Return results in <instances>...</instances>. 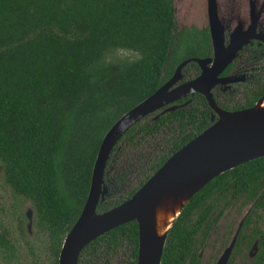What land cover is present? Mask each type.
<instances>
[{
    "label": "trees",
    "instance_id": "1",
    "mask_svg": "<svg viewBox=\"0 0 264 264\" xmlns=\"http://www.w3.org/2000/svg\"><path fill=\"white\" fill-rule=\"evenodd\" d=\"M209 48L207 31L178 29L173 0H0L1 183L13 199L31 203L48 264H58L62 241L81 212L104 134L180 62L204 57ZM119 50L133 55L113 57ZM176 103L172 111L159 109L141 119L114 145L99 211L130 198L171 154L212 124L203 95ZM263 186L264 156L214 177L173 221L160 264L191 263L194 234L232 201L253 198ZM8 236L0 234V245L13 250ZM121 248L126 264H136L135 221L86 244L78 264L108 263Z\"/></svg>",
    "mask_w": 264,
    "mask_h": 264
},
{
    "label": "water",
    "instance_id": "2",
    "mask_svg": "<svg viewBox=\"0 0 264 264\" xmlns=\"http://www.w3.org/2000/svg\"><path fill=\"white\" fill-rule=\"evenodd\" d=\"M196 1L204 4V0H173L175 19L179 20L178 4L189 12L190 8L194 9L193 5H189ZM215 6V0H207L213 59L191 57L180 62L155 92L120 116L104 134L85 202L62 241L58 264H78L79 255L86 244L130 221H135L138 226L136 264H160L168 231L189 199L217 175L264 156V95L253 107L230 111L222 109L211 93L215 84L228 80L227 77H220V74L238 48L236 39L233 43L234 36L230 45L224 46L223 28L216 20ZM188 14L190 16L192 12ZM181 27L182 23L179 25ZM211 60L212 63L208 64ZM189 62L197 63L200 73L195 78L181 81L182 69ZM196 93L203 95L213 110L212 124L171 154L130 198L110 209L99 211L97 207L107 194L105 168L117 141L147 115L159 109L163 113L172 111L179 106L177 101ZM165 201H170L173 206L178 205L180 209L167 231L159 235L155 222L156 209ZM32 216L33 213H28L30 223Z\"/></svg>",
    "mask_w": 264,
    "mask_h": 264
},
{
    "label": "flooded vegetation",
    "instance_id": "3",
    "mask_svg": "<svg viewBox=\"0 0 264 264\" xmlns=\"http://www.w3.org/2000/svg\"><path fill=\"white\" fill-rule=\"evenodd\" d=\"M192 5L189 26L178 29L207 31L210 48L204 57L198 58L213 59L207 0L204 4L194 2L189 6ZM215 5L216 20L223 28L224 46L228 47L234 36L233 43L236 39L238 48L220 74L228 80L215 84L211 93L222 109L253 107L264 95V0H215ZM186 66L191 73L185 74ZM183 69L181 81L200 73L195 62H189ZM255 95H258L256 99ZM202 229L204 232L194 234V259L187 264H264V186L253 198L243 196L232 201Z\"/></svg>",
    "mask_w": 264,
    "mask_h": 264
},
{
    "label": "rangeland",
    "instance_id": "4",
    "mask_svg": "<svg viewBox=\"0 0 264 264\" xmlns=\"http://www.w3.org/2000/svg\"><path fill=\"white\" fill-rule=\"evenodd\" d=\"M177 9L182 27L189 26L190 18L186 7H181L178 4ZM185 19H187L186 22ZM175 20L179 27L181 23L178 19ZM132 55L133 53L130 51L119 50L113 54V57L125 58ZM1 177L0 166V234L8 231V237L14 245V249L8 250L0 245V264H48L51 257L44 242V235L36 232L33 222L30 223L28 218V213L31 215L34 213L31 203L23 198L13 199L9 189L2 185ZM18 220L22 221L23 233L19 230ZM126 259V249L121 248L117 255L108 259V263H105V260L98 262L100 264H126Z\"/></svg>",
    "mask_w": 264,
    "mask_h": 264
},
{
    "label": "bare ground",
    "instance_id": "5",
    "mask_svg": "<svg viewBox=\"0 0 264 264\" xmlns=\"http://www.w3.org/2000/svg\"><path fill=\"white\" fill-rule=\"evenodd\" d=\"M179 209L180 207L178 205L173 206L170 201H168L167 203L166 201L162 202L157 207L155 222L156 230L159 235H162L167 231L171 221L174 219Z\"/></svg>",
    "mask_w": 264,
    "mask_h": 264
}]
</instances>
